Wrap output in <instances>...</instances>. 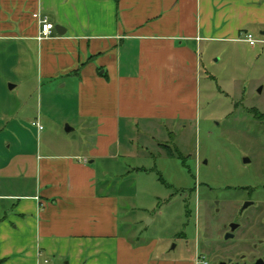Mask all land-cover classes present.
I'll list each match as a JSON object with an SVG mask.
<instances>
[{
    "label": "crops",
    "instance_id": "1",
    "mask_svg": "<svg viewBox=\"0 0 264 264\" xmlns=\"http://www.w3.org/2000/svg\"><path fill=\"white\" fill-rule=\"evenodd\" d=\"M256 29L264 0H0V134L17 145L0 143V264H171L128 238L106 170L135 128L197 117L205 43ZM59 116L79 140L47 143Z\"/></svg>",
    "mask_w": 264,
    "mask_h": 264
},
{
    "label": "rangeland",
    "instance_id": "2",
    "mask_svg": "<svg viewBox=\"0 0 264 264\" xmlns=\"http://www.w3.org/2000/svg\"><path fill=\"white\" fill-rule=\"evenodd\" d=\"M260 31L264 29L254 30L259 41L253 47L243 40L205 43L197 117L170 123L168 128L163 124L159 129L135 128L117 163L106 170L113 192L121 195L124 232L134 243L153 241L160 260L217 264L240 261L241 255L252 261L264 253V244L252 249L253 243L264 241V36ZM56 119L60 131L48 123V144L79 140L81 127L73 118ZM13 125L32 128L24 119L9 124ZM66 125L74 131L66 132ZM9 134L7 127L0 143L11 141L14 150L17 145ZM30 135L37 145L34 132ZM163 146L178 155L167 156ZM245 200L252 203L240 213ZM231 221L240 226L234 238L224 240ZM55 262L49 258V264Z\"/></svg>",
    "mask_w": 264,
    "mask_h": 264
},
{
    "label": "built area",
    "instance_id": "3",
    "mask_svg": "<svg viewBox=\"0 0 264 264\" xmlns=\"http://www.w3.org/2000/svg\"><path fill=\"white\" fill-rule=\"evenodd\" d=\"M32 17L37 20L38 25H39V30H38L36 39L43 40L45 38L50 37L54 29V25L48 21L47 16L41 15L38 12H34L32 14ZM243 41H245L249 46L253 47L256 45V43L259 40H257L251 33L246 32L244 34ZM32 125H34L37 128V130L42 129V125L40 124L38 120L32 122Z\"/></svg>",
    "mask_w": 264,
    "mask_h": 264
},
{
    "label": "flooded vegetation",
    "instance_id": "4",
    "mask_svg": "<svg viewBox=\"0 0 264 264\" xmlns=\"http://www.w3.org/2000/svg\"><path fill=\"white\" fill-rule=\"evenodd\" d=\"M246 202H251V203H252V201H250V200H245V201L243 202L242 206H241L240 213H242V211L245 209V208H243V205H244ZM251 203H249L247 206L251 205ZM214 204L217 206V205H218V201L215 200V201H214ZM247 206H246V207H247ZM215 211L218 212V208H217V207H215ZM231 223H236V224H238L237 227H236L233 231H231V228H230V224H231ZM239 226H240L239 222H234V221L229 222V223L227 224L228 231H226V232L223 234V238H224V240L234 238V232H235V230H237V229L239 228ZM224 227H226V226L224 225ZM227 233H228V234H231V235H230L228 238H225V235H226ZM263 244H264V241H263L262 239H260V240H258V243H253V244H252V249H253V250H256L258 245H263ZM201 257H202V258H203V257H204V258H207L206 256H201ZM259 258H264V253H263L261 256H259V257H255L252 261H246L245 256H244V255H241V256H240V261L232 262L231 259H227L226 261H224V260H219V261H217V264H219L220 261H224V262H226V264H251V263L255 262L257 259H259ZM201 263H203V264H211V262H209L208 260H206V261H201Z\"/></svg>",
    "mask_w": 264,
    "mask_h": 264
},
{
    "label": "water",
    "instance_id": "5",
    "mask_svg": "<svg viewBox=\"0 0 264 264\" xmlns=\"http://www.w3.org/2000/svg\"><path fill=\"white\" fill-rule=\"evenodd\" d=\"M59 27H60V26H56L55 28L58 30ZM245 161H247V160H245ZM249 203H251V202H246V203L243 205V208H245ZM237 225H238V224H236V223H231V224H230L231 231H233V230L237 227ZM230 235H231V234H228V233H227V234L225 235V238H228ZM219 264H226V262H224V261H220ZM251 264H264V258H259V259H257L255 262H253V263H251Z\"/></svg>",
    "mask_w": 264,
    "mask_h": 264
},
{
    "label": "trees",
    "instance_id": "6",
    "mask_svg": "<svg viewBox=\"0 0 264 264\" xmlns=\"http://www.w3.org/2000/svg\"><path fill=\"white\" fill-rule=\"evenodd\" d=\"M164 149V152L166 153L167 156L169 157H174L178 154H175L170 148L166 147V146H163L162 147Z\"/></svg>",
    "mask_w": 264,
    "mask_h": 264
}]
</instances>
